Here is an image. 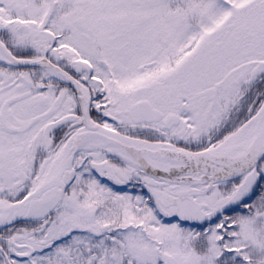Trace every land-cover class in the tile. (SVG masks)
Listing matches in <instances>:
<instances>
[{
	"label": "snow or ice",
	"instance_id": "6c2138e0",
	"mask_svg": "<svg viewBox=\"0 0 264 264\" xmlns=\"http://www.w3.org/2000/svg\"><path fill=\"white\" fill-rule=\"evenodd\" d=\"M0 264H264V0H0Z\"/></svg>",
	"mask_w": 264,
	"mask_h": 264
}]
</instances>
